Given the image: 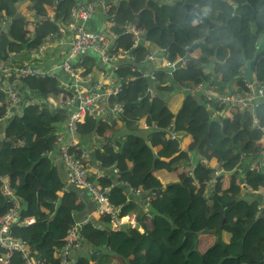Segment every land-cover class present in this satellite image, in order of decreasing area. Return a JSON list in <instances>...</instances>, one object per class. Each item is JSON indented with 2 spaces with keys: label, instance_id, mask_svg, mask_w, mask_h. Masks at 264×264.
Here are the masks:
<instances>
[{
  "label": "trees",
  "instance_id": "obj_1",
  "mask_svg": "<svg viewBox=\"0 0 264 264\" xmlns=\"http://www.w3.org/2000/svg\"><path fill=\"white\" fill-rule=\"evenodd\" d=\"M84 1L0 0V62L39 48L49 37L61 39L60 28L69 24L72 10ZM187 5L206 11L215 27L209 28L195 12L185 19ZM19 6L39 20L33 31L27 20L16 18ZM50 9L54 10L52 18L48 15ZM108 12V20L113 23L111 31L116 36L114 46L132 50L139 64H122L115 73L124 82L131 80L126 90L111 101L124 105V117L113 121L89 118L80 126L78 136L98 140V147L82 145L92 152L93 162H99L98 168L104 172V177L98 179L99 186L109 189V201L121 209L120 216L137 213L142 231L127 225L114 229L108 216L91 219L82 238L93 253L76 250L72 263L112 264L111 259L117 258L123 264H264V218L259 219L264 212V170L251 171L250 158L242 157L256 153L262 144L263 130L253 124L257 119L264 128V99L253 112L227 109L221 126L209 114V110L221 111L218 103L200 94L184 93L185 88L204 85L213 77L220 79L222 90L230 84L234 85L231 91L243 89V58L253 60L264 40V0H115ZM132 22L153 46L168 48L170 60L185 59L189 52L201 62L187 60L172 75L167 70L158 71L149 84L139 70L148 48L140 43L133 49L134 38L125 29ZM8 24L7 34L4 30ZM96 62V57L85 56L81 76L97 70ZM207 66H215L214 72H206ZM252 69L256 78L264 82V52ZM8 80L12 85L20 84L17 87L25 105L20 114L12 117L0 140V217L12 208L5 186L19 197H29L20 208V218H34L35 223L16 225L12 231L29 243L33 255L55 264L56 241L63 240L69 228L92 211L87 209L83 190L67 187L54 158L49 156L55 149L57 126L66 123L68 112L54 108L47 99L61 101L65 97L59 83L46 88L47 78L11 76ZM149 91L154 93L151 99L145 98ZM178 93H183L180 111L171 105L173 95ZM164 94L169 97H162ZM6 102L2 84L0 122L7 119ZM143 118L149 128L141 131L138 123ZM173 125L176 132L190 137L186 150L181 149L180 141L168 138ZM209 128L210 139L198 147ZM154 151L158 160L154 159ZM195 156L197 160L192 162ZM203 160L211 166L221 164L229 172L228 178H220L210 198L204 196L203 184L211 179L212 169L203 165ZM192 164L194 172L190 176L185 168ZM171 174L176 177H169L165 188L168 183L162 176ZM227 180L229 185H224ZM129 187L142 193L132 195ZM206 229L212 233L205 235L214 240L202 252ZM112 252L124 259L112 256ZM4 255L0 248V260ZM9 264L24 262L15 254Z\"/></svg>",
  "mask_w": 264,
  "mask_h": 264
},
{
  "label": "built area",
  "instance_id": "obj_2",
  "mask_svg": "<svg viewBox=\"0 0 264 264\" xmlns=\"http://www.w3.org/2000/svg\"><path fill=\"white\" fill-rule=\"evenodd\" d=\"M113 2L115 0H112L111 4ZM109 6L105 5L104 0H87L78 5L72 10L69 24L66 27L60 28L62 38L58 40L56 36L49 37L42 46L32 50L31 53L34 57L42 56L54 41L70 46L68 58L60 68L65 74L74 77V81L72 83L66 82L60 84V89L63 90L62 94L65 97L61 101H56L53 98L47 99V102L54 108L68 112V119L65 123L66 132L57 133L55 149L49 152V156L54 158L55 153H58L60 160L67 170L68 183L87 192L91 196L97 205L94 215H97L99 219L108 216V220L114 229L121 228L124 225L136 229L139 226L137 213L133 212L124 217L120 216L121 209L114 207L109 201V189H101L99 186L98 179L104 177V172L98 168L100 163L97 161L93 162L92 152L83 147L78 137L80 126L85 125L89 118L113 121L124 117V105L112 104L111 101L113 97L118 98L120 93L126 90L131 80L127 78L124 82L122 79H118L115 73L122 64H139L132 50L118 49L114 46L116 36L111 31L113 23L108 20ZM97 9L101 10L102 15L107 20V25L106 28L100 31H91L87 29L86 23L94 18ZM125 29L134 38L133 49L140 43L148 48V53L144 56L139 69L144 77L150 76L152 80H155L158 71L167 70L172 75L178 69L176 65L179 62L181 63V67L186 65L187 60L185 59L170 60L168 48H157L147 41L144 31L137 28L136 22L130 23ZM88 52H94L104 64L108 65L113 76L107 77L102 74L100 79H96L92 73L87 77H82L84 57ZM158 62H160L159 66H157ZM144 65H151L154 67V70L152 72L142 71ZM3 76L4 78L15 76L18 79L27 77L44 79L49 77L47 73L37 71L32 67L16 68L8 62H0L1 80ZM243 77L244 85L242 90L221 91L218 84L204 83V85L185 88L184 93L190 92L203 95L208 101L217 102L220 107L226 109H235L239 112H253L259 101L264 99V82L258 80L255 75L249 80L245 76V72L243 73ZM92 89L101 90L103 93L91 92ZM5 91L7 94L5 118H8L11 116L12 111L22 112L25 100L20 88L16 85H8ZM26 102L31 104L32 100H27ZM140 122L138 125H140ZM261 126L262 122L255 119L253 127L263 130L262 144L257 148V152L251 155H242L243 158L246 156L250 158L249 169L257 173L264 170V128ZM169 130L168 138L180 141L181 145L184 135L176 132L174 129L169 128ZM194 161L193 159L192 162ZM201 163L212 169L211 179L203 184L205 186L204 196L210 198L215 193L220 183V178L226 177L229 175V172L221 164L211 166L204 160ZM240 166L239 172L242 173L244 169L242 165ZM94 167L97 168V171L92 174L91 172ZM193 167L194 165L192 164V166L186 168L190 176L193 175ZM114 171L117 172L118 170L114 169ZM91 177H94V180H91ZM195 185L197 186V184ZM4 191L9 201H11L12 208L4 216L0 217V248L5 252L4 257L0 260V264H9L15 254H19L22 257L24 264H50L33 255L29 243L16 237L12 231V228L16 225L30 226L35 223L34 218L23 220L20 218V208L29 201V197H19L8 185L5 186ZM129 193L139 196L142 191L130 188ZM94 215L88 216L80 222H75L69 228L66 237L63 240L56 241L58 246L54 254L56 258L55 264H73L72 254L76 250L82 249L84 253H93V249L84 245L82 232ZM104 252H106V249L102 251V253Z\"/></svg>",
  "mask_w": 264,
  "mask_h": 264
},
{
  "label": "crops",
  "instance_id": "obj_3",
  "mask_svg": "<svg viewBox=\"0 0 264 264\" xmlns=\"http://www.w3.org/2000/svg\"><path fill=\"white\" fill-rule=\"evenodd\" d=\"M81 1H83V0H81ZM86 1L87 0H85L84 2H86ZM171 1L172 0H170V2ZM20 9H21V7H20ZM201 11L208 18L207 12L203 11V10H201ZM19 14L21 15V17L23 19H25L29 22V27H30L31 31H33L34 28L36 27L37 21H39L38 19L34 18V13L27 12L24 9L22 12L19 11ZM48 15H49V17L52 18L54 16V10L50 9ZM106 25H107V20L102 15V12L100 9H97L94 18L91 19L88 23H86L87 29H89L91 31H100V30L106 28ZM199 41H195V43H197ZM69 50H70V46L68 44H59L58 41H54V42H52L51 46L43 53L42 56L34 57L33 54L31 53V51H23L21 54L14 56L13 59L10 60V63H11V65H13L16 68L32 67L37 71H42V72L47 73L49 75V77L47 79H49V80H47L45 86H46V88H52L57 83H59V84L66 83V82L72 83L74 81V77L65 74L63 72V70L60 68L61 65L67 60L68 55H69ZM85 56H94L97 58L96 66L98 68H97V70H95L93 72L94 78L100 79L102 77V74H104L107 77L113 76L110 67L108 65L104 64L98 58V56L96 54H94V52H88ZM159 65H160V62L157 63V66H159ZM206 69H207L206 72H214L215 66H207ZM153 70H154V67L151 65H144V68L142 69V71H145V72H147V71L152 72ZM219 80H220L219 78L213 77L211 79V82H213V84H216L217 82H219L218 85L220 86ZM2 84H4V86L7 87V81L6 82L2 81L0 78V88H1ZM220 89H221V87H220ZM228 90H230V91L234 90V85L230 84L229 86H227L225 88L224 91H228ZM221 91H223V90L221 89ZM182 101H183L182 98H177V97L173 98L172 102H174V104H173L172 109L177 110L178 108H180ZM176 102H179V105H177ZM147 127H148V125L146 124V119L143 118L140 122V128L142 130H148V129H146ZM57 128H58L59 132H64V133L66 132L65 124H63V125L60 124L57 126ZM78 137H79V140L81 141V143L85 146H88V147H94V146L98 147L99 146L98 140L96 138H94L93 136H89V135L80 136L79 135ZM190 142H191L190 137H188L187 135H184L183 140L181 141V145H180L181 149L186 150V148L188 147ZM196 157L197 156L194 157V160H197ZM54 161H55V164L57 166V169L59 170V174H60L61 178L66 182L67 187L72 186L71 184L68 183L67 170H66L64 164L62 163V161L60 160L58 153H55ZM96 171H97V168L94 167L91 173L94 174ZM169 177L174 179L176 177V175L171 174V175H167L165 177L162 176V178H164L163 181L166 182L169 179ZM166 183L169 184L170 182H166ZM82 192H83V195L86 196L84 201L87 203V209L90 211L92 208V211L90 212V214L87 215V217L94 215V213L97 209L96 203L85 191H82ZM78 197L81 199L79 194H78ZM92 218L97 219V220L99 219V217L97 215L92 216ZM207 236L208 235H205V238H207ZM204 241H205V243H204ZM210 245L211 244H208V242H206V240L203 239L201 242V247H203V248H201V251L204 252L206 250V248ZM73 253L75 254V252H73Z\"/></svg>",
  "mask_w": 264,
  "mask_h": 264
},
{
  "label": "water",
  "instance_id": "obj_4",
  "mask_svg": "<svg viewBox=\"0 0 264 264\" xmlns=\"http://www.w3.org/2000/svg\"><path fill=\"white\" fill-rule=\"evenodd\" d=\"M104 1H105V5H106V6H109V5L111 4V0H104ZM19 8H20V7H19ZM236 8H237V7L235 6L234 9H236ZM190 12H195V13H197V14L199 15V17L201 18V20H202V21H203V22H204L209 28H214V27H215V23H213L209 18H207V17L202 13V11H201L200 8L195 7V6H190V5H187V6H186V17H185V19H187V17H188V15H189ZM16 18H17V19H23L19 13L17 14ZM9 25H10V24H8L7 27H6L5 30H4L7 34H8V26H9ZM200 41H201V40H200ZM200 41H199V42H200ZM199 42H198V43H199ZM263 52H264V40L261 41L260 44L258 45L257 50H256V52H255V57H254L253 60H247L245 57L243 58V63H244V65H245V71H244V72H245V76H246L249 80H251V79H252V76H253V69H252L253 63H254V61L256 60V58H257L260 54H262ZM185 59H186V60H195V61H197V62H201L200 59L191 56V54H190L189 52H188V54H187V56H186ZM180 66H181V63L179 62V63L176 65V67L179 68ZM147 81H148L149 84L152 82V79H151L150 76L147 77ZM16 84H18V86L20 85L18 82H16ZM91 92L103 93L101 90H94V89H92ZM145 98H147V99H151V98H152V92L149 91V92L147 93V95H146ZM183 103H184V102H183ZM183 103H182V106H181V108L179 109V111L182 109V107H183ZM177 114H178V112H177L175 115H177ZM209 114H210V116H211L212 118H214V121H215L216 123H219L221 126H223V123H222V121H223V115H214V113H213L212 110H209ZM16 115H18V112L12 111V114H11L10 117H8V118L5 119L4 121L0 122V129L3 130V132L0 134V140H2V139L4 138V130L8 127V125H9L10 122L12 121V117H14V116H16ZM175 128H176V127H175V125H174V130H175ZM210 133H211V130H210V128H209V129L207 130V132L205 133L204 137H203V138L200 140V142L198 143V147H200L201 144H202L204 141H208V140L210 139ZM147 145L151 148V144H150V143H147ZM153 156H154V159H155V160H158V159H159V157H158V155H157L156 152L153 153ZM168 185H169V184L165 185V188L168 187ZM244 189H245V187H244ZM247 192H250V190H247ZM61 203H62V202H61V200H60V201L58 202V204H57L55 215H57V211L59 210V208H60V206H61ZM233 203H234V201H232V204H233ZM262 218H264V212H262V213L260 214L259 219H262ZM253 226H254V224H252V225L250 226V228L247 230L246 233H248V232L253 228ZM203 233H204V234H209V233H212V232H210V231H208V230L206 229V230L203 231ZM111 255L114 256V257H120V258L124 259V257L119 256L118 253H114V252H112Z\"/></svg>",
  "mask_w": 264,
  "mask_h": 264
},
{
  "label": "rangeland",
  "instance_id": "obj_5",
  "mask_svg": "<svg viewBox=\"0 0 264 264\" xmlns=\"http://www.w3.org/2000/svg\"><path fill=\"white\" fill-rule=\"evenodd\" d=\"M20 9V8H19ZM24 10V9H20L19 11L20 12H22V11ZM18 11V12H19ZM215 20V19H214ZM182 95H183V93H178L177 95H175L174 94V96L172 97V100H173V98H182ZM162 97H164V98H168L169 96H167V94H164ZM173 104H174V102H172L171 103V105H172V107H173ZM176 104L177 105H179V102H176ZM232 112H236L237 110H235V109H230ZM141 131H143V130H141ZM225 178H228V176H226ZM229 180H227L226 182H225V184L224 185H229ZM109 221V220H108ZM139 227V226H138ZM140 228V227H139ZM139 231L141 230V228L140 229H138ZM204 234V233H203ZM205 235V234H204ZM202 239H205L206 240V242H208V244H211L212 242H213V240H214V237L213 236H210V235H208L207 236V238H205V236H202ZM204 243H205V241H204ZM207 246V245H206ZM111 262H112V264H123L122 262H120L117 258H112L111 259Z\"/></svg>",
  "mask_w": 264,
  "mask_h": 264
},
{
  "label": "clouds",
  "instance_id": "obj_6",
  "mask_svg": "<svg viewBox=\"0 0 264 264\" xmlns=\"http://www.w3.org/2000/svg\"><path fill=\"white\" fill-rule=\"evenodd\" d=\"M20 7V6H19ZM19 11V10H18ZM19 13V12H18ZM1 32V31H0ZM198 43V42H197ZM14 56H16V55H12V58L10 59V60H12L13 59V57ZM10 60H8L7 62L11 65V63H10ZM186 60V59H185ZM181 67V66H180ZM179 67V68H180ZM178 68V69H179ZM253 75H255L254 73H253ZM4 77V76H3ZM2 77V78H3ZM6 80H8L9 78H5ZM147 79V78H146ZM205 84H213V82H208V83H205ZM216 84H219V82H217ZM8 85H10V83H9V80L7 81V86ZM18 86V85H17ZM5 87V86H4ZM6 88V87H5ZM5 88H4V91H5ZM224 91V90H223ZM237 91V90H236ZM154 94L152 93V96H153ZM210 102V101H209ZM182 103H183V101H182ZM217 103V102H216ZM219 105V104H218ZM181 106H182V104H181ZM181 106H180V108H181ZM179 108V109H180ZM219 108H221V111L220 112H217V113H214V115H223L224 116V112L227 110L226 108H223V107H220V105H219ZM229 109V108H228ZM179 111V110H178ZM21 113V112H20ZM20 113H18V114H20ZM243 113H245V112H243ZM142 120V119H141ZM141 120H139V121H141ZM146 124L148 125V123H147V120H146ZM139 126V128H140V125H138ZM149 128V126L146 128V129H148ZM141 129V128H140ZM173 129H174V125H173ZM183 135H185L184 133H182ZM155 152V151H154ZM185 171H186V168H185ZM187 172V171H186ZM227 176H229V175H227ZM245 187V189H247V187L246 186H244ZM92 219H94V218H92ZM139 225V224H138ZM137 229V228H136ZM140 231H142V230H140Z\"/></svg>",
  "mask_w": 264,
  "mask_h": 264
},
{
  "label": "bare ground",
  "instance_id": "obj_7",
  "mask_svg": "<svg viewBox=\"0 0 264 264\" xmlns=\"http://www.w3.org/2000/svg\"><path fill=\"white\" fill-rule=\"evenodd\" d=\"M138 229H140L139 227H137Z\"/></svg>",
  "mask_w": 264,
  "mask_h": 264
},
{
  "label": "snow or ice",
  "instance_id": "obj_8",
  "mask_svg": "<svg viewBox=\"0 0 264 264\" xmlns=\"http://www.w3.org/2000/svg\"><path fill=\"white\" fill-rule=\"evenodd\" d=\"M125 219H127V218H125Z\"/></svg>",
  "mask_w": 264,
  "mask_h": 264
}]
</instances>
